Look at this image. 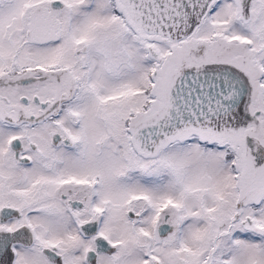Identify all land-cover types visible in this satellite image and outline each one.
<instances>
[{
  "label": "snow or ice",
  "instance_id": "snow-or-ice-1",
  "mask_svg": "<svg viewBox=\"0 0 264 264\" xmlns=\"http://www.w3.org/2000/svg\"><path fill=\"white\" fill-rule=\"evenodd\" d=\"M0 264H264V0H0Z\"/></svg>",
  "mask_w": 264,
  "mask_h": 264
}]
</instances>
